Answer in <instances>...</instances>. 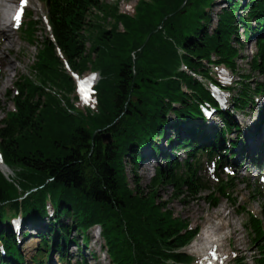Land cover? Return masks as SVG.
Returning <instances> with one entry per match:
<instances>
[{"label":"trees","instance_id":"obj_1","mask_svg":"<svg viewBox=\"0 0 264 264\" xmlns=\"http://www.w3.org/2000/svg\"><path fill=\"white\" fill-rule=\"evenodd\" d=\"M41 1L50 33L37 37V21L28 15L21 32L37 48L32 74L15 81L9 94L13 107L1 119L0 154L11 172L0 168V264H47L50 250L66 264H87L70 261L65 247L76 240L72 228L88 243L95 227L112 264L190 263L193 257L184 248L199 226L191 228L176 216L158 200V190L171 185L175 195L198 196L208 188L199 175L200 157L221 167L236 147V138L228 137L242 131L236 112L264 94V0H224L213 28L210 9L218 0H138L131 14L120 11L117 1ZM239 28L255 41L249 66L260 75L241 73L226 87L234 93L224 109L209 85L218 84L214 66L237 71L243 58L234 43L243 46ZM67 66L98 72L94 107L75 106ZM204 110L220 119L209 134ZM108 133L110 139H104ZM147 159L158 164L146 191L138 166ZM233 178L219 181L206 198L216 206L225 196L247 213L246 228L259 253L254 264H264V201L259 214L240 206L230 191ZM17 216L22 234L33 225L38 238L29 259L11 222ZM235 264H246L245 258Z\"/></svg>","mask_w":264,"mask_h":264},{"label":"rangeland","instance_id":"obj_2","mask_svg":"<svg viewBox=\"0 0 264 264\" xmlns=\"http://www.w3.org/2000/svg\"><path fill=\"white\" fill-rule=\"evenodd\" d=\"M109 3L118 2L119 10L125 13H133L134 7L138 0H104ZM224 5V0H218L214 7L210 9L212 13V20L209 24L210 28L216 25L217 17L216 12L219 8ZM15 5L11 1L0 0V11H5L8 16L13 15V10ZM239 13H245V9L239 10ZM34 15V19L37 21L36 36L42 38L45 34L50 33V25L47 20V9L46 5L41 0H29L27 6L24 8V14L19 22H14V36L18 43L16 49L11 51L8 47L0 46V59L4 56H9V58L15 60L16 68L12 66L7 67V74L3 82L6 81L5 85H0V126L2 124L1 119L4 118L6 111L11 109L12 103L10 102V91L13 89L15 81H17L19 76L31 75L30 65L35 59L37 53V48L32 46L25 38L22 37L21 27L23 23L28 20V15ZM240 31V41L243 42V46L234 41L236 45L240 48V53L243 55L237 60V71L230 70L232 74V79L230 82L223 81L226 76L219 77V67H214L212 70L217 74V79L223 82V85H230L237 82L239 75L241 73H251L253 76L258 77L260 74L257 71H253L249 66V61L256 52L255 41L253 39H245L242 28ZM2 36L0 35V38ZM92 70H87L81 73L80 76L84 77ZM221 72V71H220ZM9 75V76H8ZM98 77L96 76V79ZM95 79V81H96ZM226 89V88H225ZM227 90V89H226ZM227 93V92H226ZM234 91L227 93V99L225 106L227 108L231 107V96ZM226 97V94H224ZM224 100V99H223ZM256 103L248 107L244 111H238L235 114L236 121L241 126V132L238 134L233 131L228 134L229 139H235L238 141L237 145L233 149H229L228 156L223 160L224 165L215 166L213 160L210 161L205 155L201 156V167L199 170V175L204 177L208 182V188L198 194V196H185L179 194H173V187L171 185H163L159 187L158 190V200L167 203V207L173 211L176 216L187 219L191 223V228L199 226L200 233L208 220L213 217V212L221 207L222 211L228 213L231 219V227L234 223L235 230L233 235L228 237L224 241L225 252L228 255L224 263L221 264H235L236 260L244 257L246 264H254V257L258 256V247L251 242V237L249 231L246 228L247 213L238 212V208L225 196H221L219 203L216 206H212L209 203V199L206 198L207 193L211 190H215L218 182L223 179H228L229 176H235L233 178L232 188L230 191L233 195L237 197L240 206L243 205L247 210L259 214L260 205L264 201V182L261 180L260 176H256L258 169H264V162L260 161L261 156L264 153V94H258L255 97ZM74 104L77 108L81 109L84 106H93V100L91 96L87 99H74ZM260 111L263 116L260 117ZM244 113V114H243ZM262 118V119H261ZM217 114L212 115L208 118L209 125L206 128V133L215 130V125L217 126L219 121ZM250 136H256L259 138L256 145H253L249 149L247 148L246 139ZM161 145L164 150L169 152L170 146L163 139ZM259 147V150H258ZM148 150V148H147ZM234 150V151H233ZM180 159L185 157L183 150L178 152ZM256 158V160H255ZM235 159V160H234ZM161 158L159 157V162ZM259 162L258 165L255 162ZM163 163V161L161 162ZM158 164V161L147 159L138 166V174L141 178V186L146 191L149 189V185L152 181V176L154 174V167ZM241 164L238 168L237 165ZM259 167V168H258ZM237 170V171H236ZM126 171L129 180L132 182V171L131 163L128 158H126ZM236 171V172H235ZM219 218V217H218ZM64 221L71 223V218L66 217ZM28 230V235H23L21 232L17 234L19 247L22 253L29 259L31 255L35 252L38 247V238L35 237V230L33 225L25 226ZM20 231V230H19ZM99 228L95 227L90 230L89 242L84 243L80 235L76 232L74 228L70 230V234L76 238L73 242H68L66 244V254L65 256L72 260H86L87 264H112L109 259L107 252L105 251V243L102 236H100ZM198 233L196 237L198 236ZM192 240V242L196 239ZM78 238V239H77ZM191 242V243H192ZM53 241L51 240V244ZM189 243L185 248L189 255H191L192 261L188 264H198L200 261L197 254L190 251ZM81 245V249H78V245ZM93 254H96L94 257ZM45 255V254H44ZM47 264H66L65 261L61 260L60 255L57 250H50L46 256Z\"/></svg>","mask_w":264,"mask_h":264},{"label":"bare ground","instance_id":"obj_3","mask_svg":"<svg viewBox=\"0 0 264 264\" xmlns=\"http://www.w3.org/2000/svg\"><path fill=\"white\" fill-rule=\"evenodd\" d=\"M11 1L15 6L23 0H6ZM15 9L13 11L14 15ZM12 16H8L5 11H0V46L8 47L9 50L14 51L18 45L14 36V25L15 19ZM12 66L16 68L15 60L4 56L0 59V85H5L6 81L3 82L7 74V67ZM9 76V75H8ZM88 91L83 93V99H87ZM259 140L256 136H250L246 139V146L249 149L253 145H256ZM0 166H3L0 158ZM6 170V168L4 167ZM211 217L203 230L198 233L196 239L190 244V251L197 254L200 261L198 264H221L224 263L228 255L225 252L224 241L233 235L235 227H231V219L228 213L222 211L221 207L217 208L213 212ZM219 217V218H218Z\"/></svg>","mask_w":264,"mask_h":264},{"label":"water","instance_id":"obj_4","mask_svg":"<svg viewBox=\"0 0 264 264\" xmlns=\"http://www.w3.org/2000/svg\"><path fill=\"white\" fill-rule=\"evenodd\" d=\"M184 4V3H183ZM183 4L181 5V6H183ZM103 137H104V139H110V135H109V133L108 134H104L103 135ZM2 160V159H1ZM2 163H3V166H0L1 167V169L3 170V171H5V169H4V167L6 168V170L7 171H11L10 169H9V167L2 161Z\"/></svg>","mask_w":264,"mask_h":264},{"label":"snow or ice","instance_id":"obj_5","mask_svg":"<svg viewBox=\"0 0 264 264\" xmlns=\"http://www.w3.org/2000/svg\"><path fill=\"white\" fill-rule=\"evenodd\" d=\"M19 18H20V16H19V14H18L17 17H16V19L19 20Z\"/></svg>","mask_w":264,"mask_h":264}]
</instances>
